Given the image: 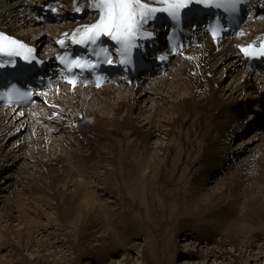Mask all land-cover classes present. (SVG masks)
Wrapping results in <instances>:
<instances>
[{
	"label": "bare ground",
	"instance_id": "1",
	"mask_svg": "<svg viewBox=\"0 0 264 264\" xmlns=\"http://www.w3.org/2000/svg\"><path fill=\"white\" fill-rule=\"evenodd\" d=\"M26 1L0 0L1 25L15 32L28 25L31 35L37 21ZM255 24L248 34L264 31V21ZM197 52L194 64L221 72L220 78L200 76L198 64L185 62L138 88L65 92L57 102L66 114L53 134L45 125L35 128L26 118L0 111V180L12 174L10 165L23 146L32 151L27 165L40 172L13 180L19 190L0 187V249L7 251L0 264H79L84 256H89L85 264H117L113 254L120 264H173L178 257L181 264H264V113L253 123L243 117L254 98H264V77L248 72L231 47L217 54L211 46ZM189 67L196 68L195 76ZM224 73L234 78L231 84H222ZM149 89L152 96L145 99ZM251 129L250 138L243 139L247 144H236L242 148L237 152L247 154L245 161L255 151L259 157L252 169V163L232 169L230 141ZM17 130L21 134L13 140ZM22 131L28 134L23 137ZM152 139L154 144L142 149ZM215 174L221 178L214 185L204 181ZM139 180L156 183L165 201L186 213L171 217V236L154 250L136 217L142 209ZM34 195L40 205L51 197L54 219L46 225L37 226L32 217L38 216L35 210L45 212L28 199ZM57 231H66L71 241ZM178 234L190 242L182 250L175 247Z\"/></svg>",
	"mask_w": 264,
	"mask_h": 264
},
{
	"label": "snow or ice",
	"instance_id": "2",
	"mask_svg": "<svg viewBox=\"0 0 264 264\" xmlns=\"http://www.w3.org/2000/svg\"><path fill=\"white\" fill-rule=\"evenodd\" d=\"M241 2L242 0H89V7L97 14V19L94 23L83 26L82 29H76L73 41L85 46L96 45L101 37L106 36L115 42L119 54L124 57L138 47V40L151 35L145 31L144 26L150 20L156 19L158 13L166 14L171 19L179 21L182 12L193 4L236 12ZM76 10L81 11L79 7ZM216 33L217 29L214 28L213 35L215 36ZM59 43L63 45L64 41L61 40ZM25 47L26 45L21 41L0 32V55L19 56L21 55L20 50ZM28 51L31 52L32 49L29 48ZM100 51L107 56L106 48L101 46ZM242 51L253 55L254 49L250 45ZM259 54L264 56V47L260 49ZM107 62L111 63V59H107ZM70 63L83 68L91 62L72 59ZM69 83H74V81H69ZM26 95L30 93H21L15 88L6 94L9 100L14 96Z\"/></svg>",
	"mask_w": 264,
	"mask_h": 264
},
{
	"label": "rangeland",
	"instance_id": "3",
	"mask_svg": "<svg viewBox=\"0 0 264 264\" xmlns=\"http://www.w3.org/2000/svg\"><path fill=\"white\" fill-rule=\"evenodd\" d=\"M36 24H35V22H34V24L31 26V28L33 29V28H37V26H35ZM27 26L28 25H26L25 27H23V28H21V29H19V31L20 30H28V28H27ZM34 30V29H33ZM38 30H40L39 29V27H38ZM17 33H19V32H17ZM44 33V32H43ZM242 70L244 71V68L242 67ZM214 74V73H213ZM227 75L225 76V78L223 77V81H222V84L224 85H228V84H231L233 81H234V78H232V75L231 74H228V73H226ZM214 76L216 77V78H220V76H221V72H219V71H217L215 74H214ZM144 105L145 106H148L149 105V102L148 101H146L145 103H144ZM26 133V134H25ZM19 134H21V131L20 132H18L17 134H15L16 135V137H14L13 138V140L14 139H16L17 138V136L19 135ZM28 134V132H24V131H22V135H23V137H25L26 135ZM252 134V129L249 131V132H247V133H244L243 135H241V136H236V137H234L233 138V140L232 141H230V144H229V151L231 152V154L232 155H234L233 156V161L235 162L234 164L235 165H233L232 166V169L233 168H235L238 164H240V165H248V164H251L253 161H254V159L255 158H257V157H259L258 156V154L259 153H256V151H255V153H253V155H251L250 157H249V159H248V161H245L244 160V156H247V154H244L242 151L240 152H237V150H240V149H242V148H239V146L238 147H236V144H238V143H243L242 144V146H245V144H247V143H245L244 142V140L243 139H249L250 138V135ZM163 138V136L161 135V136H158V138ZM156 139H157V137H155ZM236 138V139H235ZM176 140V139H175ZM167 141V139L165 140V142ZM149 144H150V146L149 147H151L153 144H154V142H155V140L154 139H152V140H148L147 141ZM11 145V141L10 142H8L7 143V145L5 146V148H4V151H6V148L8 149L9 148V146ZM22 148H24V150L22 149ZM21 148V150L18 152V157L15 159V161L10 165L11 166V169H12V174H10L9 176H7V177H5V178H2L1 180H0V187H5V189L10 185L11 186V188H13V189H15V183H14V181L13 180H16V178H18L19 176L21 177V181H23V180H26L27 178H28V176H30V175H32V174H34L35 173V175L37 174V173H40V172H37L36 173V170L34 169V168H31L30 166H28L27 164H28V159L27 158H24L23 159V156H24V154L28 151V150H30L29 149V147L28 146H23ZM28 148V149H27ZM145 148V149H144ZM146 148L147 147H145V144H144V146L142 147V149H144V150H146ZM235 148V149H234ZM180 149V145H179V143H178V145H177V148H176V150H179ZM256 149V148H255ZM13 150H14V148H13ZM83 150H85V149H83ZM26 151V152H25ZM236 151V152H235ZM257 151H258V149H257ZM25 152V153H24ZM83 152H86V150L85 151H83ZM228 154V151H225V155L224 156H226ZM234 157H236L235 159H234ZM261 157V156H260ZM250 161V162H249ZM249 162V163H248ZM23 165V166H22ZM255 165V163H252V165L251 166H249V169H252L253 168V166ZM10 169V170H11ZM76 169H77V167H76ZM31 171V172H30ZM223 171V169L221 170V172ZM20 173V174H19ZM80 173L78 172V175H79ZM231 174H232V172H231ZM216 175V176H215ZM215 175H213V176H211V177H206V180H204L207 184H209L210 182V184H212V185H214L216 182H218L219 181V178H221L218 174H215ZM82 175L80 174L79 175V178L81 179L82 177H81ZM225 177H227V175L225 176ZM75 178H78V176H76ZM214 178V179H213ZM8 183H10V184H8ZM135 184H136V187H137V190H138V193L141 195V198L140 199H138V202L139 203H141V206H142V209H141V212L139 213V214H137V219L138 220H143V226H142V228H145L144 230H142V232L143 233H145V234H143V236L144 235H146V237H147V242H148V247L150 248V249H152V250H154V249H157V248H160L159 247V245L160 246H162L160 243L162 242V240L164 241V239L165 238H167V237H169V234H170V236H171V230H172V227L174 228V224L171 222V219L172 218H175V217H177V216H180V217H185L186 216V213L185 212H181V213H179L178 212V210H177V208H176V206H175V203L174 202H166L165 201V199L163 198V196L160 194V189L156 186V183H151V184H148L147 182H144L143 180H139V181H137V182H135ZM20 187V186H19ZM19 187L17 186L16 187V189L17 190H19ZM15 189V190H16ZM130 191V190H129ZM20 192V191H19ZM131 193V192H130ZM105 196V198H107V193L105 192V194H104ZM147 196H148V198H147ZM39 197V195H34L33 197H29L28 199H30L31 201H34V202H37L38 204H39V206L41 207V208H43V209H45V212H43V211H41V210H39L38 212L35 210L34 211V213L35 214H37L38 216L36 217V216H33L32 215V213L30 212V214L32 215V217H33V219L35 220V222L36 223H39L37 226H43V225H46L49 221H48V219L50 218V217H47L46 216V214H48V215H50L51 216V218H53V213H52V210L51 211H49V209H48V206H49V203H50V201H51V197L49 196V197H47V205H44L43 203H41V205H40V202H39V200H37V198ZM226 197V196H225ZM224 197V198H225ZM230 197V196H229ZM223 198V199H224ZM1 200H0V204L2 203V198H0ZM156 205H155V204ZM171 203V204H170ZM151 207V208H150ZM158 209V214L159 215H164V211H168V212H170L169 214H167L166 213V215L165 216H167V221L168 220H170V222L172 223L171 225H167V224H162V228L161 227H159V228H157V227H155L156 225H155V223H157L158 222V224H159V222H160V219H161V216L160 217H158V219H156V218H154L151 214L152 213H154V211H156ZM167 209H169V210H167ZM177 210V211H176ZM146 211H150L151 213H150V216L149 215H147V212ZM210 212V211H209ZM209 212H207V213H209ZM173 213V214H172ZM176 213H178V214H176ZM206 213V214H207ZM176 214V215H175ZM206 214H200V216L201 217H205L206 216ZM39 217H45V221H42V220H40V219H38ZM172 217V218H171ZM140 218H142V219H140ZM44 219V218H43ZM54 219V218H53ZM10 220V219H9ZM51 221H52V219H51ZM148 223H150L151 224V226H149V224ZM153 224V225H152ZM172 226V227H171ZM198 226V225H197ZM51 227H53V226H51ZM54 227H56V226H54ZM163 228H164V233H167L168 232V234H166V235H163V234H161V232L163 231ZM154 230V232H152ZM65 240H67V241H71V239L69 238V236L66 234V231H64V233H62V232H59V231H57ZM156 233V234H155ZM163 236V237H162ZM156 237V238H155ZM176 237H178L177 238V243H175V247L176 248H178L179 250H182V249H184L185 248V246L187 245V246H189L188 245V243L190 244V242L188 241V239H182V237L184 238L185 236H183V235H181V234H178ZM176 237H175V240H176ZM148 239H149V241H148ZM175 240H174V242H175ZM161 241V242H160ZM158 242H160V243H158ZM150 243V244H149ZM259 243H261V241H259ZM9 244H10V247H15L16 248V245L14 246V245H12L10 242H9ZM73 244H74V242H73ZM158 244V245H157ZM203 244H206V243H203ZM75 245V244H74ZM262 245H263V242H262ZM37 246H38V244H37ZM151 246V247H150ZM158 246V247H157ZM168 247V246H167ZM169 248V247H168ZM166 249V248H165ZM6 250L2 247L1 249H0V255H2V252H5ZM7 252V251H6ZM17 252H19L20 253V251L17 249ZM159 252H161V251H159ZM166 252V251H165ZM154 255V257H156V255L155 254H153ZM89 258V256H84L81 260H80V262H79V264H85L88 260ZM119 255H117V254H113V259H112V261H114V260H117V264H120V262H119ZM13 259H15V256H13ZM137 260V257H135V260L133 259V261H132V263L134 262L135 263V261ZM181 260H182V258H180V257H178V258H176L175 260H174V262H173V264H181ZM150 264H159L158 262H153V263H150Z\"/></svg>",
	"mask_w": 264,
	"mask_h": 264
}]
</instances>
